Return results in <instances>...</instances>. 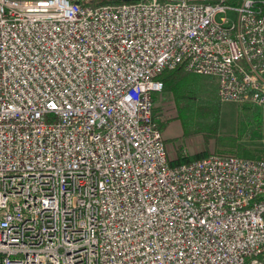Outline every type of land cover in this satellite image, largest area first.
I'll return each instance as SVG.
<instances>
[{"label":"built area","instance_id":"1","mask_svg":"<svg viewBox=\"0 0 264 264\" xmlns=\"http://www.w3.org/2000/svg\"><path fill=\"white\" fill-rule=\"evenodd\" d=\"M264 105V0H0V264H264V159L169 162L166 69Z\"/></svg>","mask_w":264,"mask_h":264},{"label":"rangeland","instance_id":"2","mask_svg":"<svg viewBox=\"0 0 264 264\" xmlns=\"http://www.w3.org/2000/svg\"><path fill=\"white\" fill-rule=\"evenodd\" d=\"M216 89L214 77L189 72L174 98L170 92L152 93L153 107L156 104L155 109L160 112L155 121L163 124V134L170 136L164 142L168 154H173L179 147L180 161L195 159L200 150L206 154L208 151L229 153L239 148L240 153L243 149L251 155H264V105L220 101ZM174 99L179 106L177 112ZM187 105H196L197 109L206 106L211 113L218 109V113L216 117L198 111L193 114L191 109L186 108ZM191 119L193 126L203 127L209 122H216L215 135H209L206 140L201 133L182 136L181 130L173 123L180 125L182 121L188 124Z\"/></svg>","mask_w":264,"mask_h":264},{"label":"trees","instance_id":"3","mask_svg":"<svg viewBox=\"0 0 264 264\" xmlns=\"http://www.w3.org/2000/svg\"><path fill=\"white\" fill-rule=\"evenodd\" d=\"M126 2H131V1H126ZM100 3L116 4V3H124V1L100 0ZM188 73L189 72L185 71L182 67H176L175 69H172V70H168V69L164 70L158 76V78L162 81V91L172 93L173 98H174L175 93L178 91L181 82H183V80H185ZM151 100H152V96H151ZM174 102H175L176 112H177V109L179 108V106L177 105L175 99H174ZM186 108L191 109L192 111H190V112H192L193 114H195V112L198 111L199 113H206L207 115H211L212 117H216L217 113H218V109L213 110L214 113H211L210 111L207 110L206 106L197 109L196 105H194V106L187 105ZM155 116H156V109H155V107H153L152 108L153 119H155ZM157 128L160 131H162L163 124H161V123L157 124ZM180 128H181V135L184 137H188V136H192V135H196V134L201 133L203 139L206 140L207 138H209L208 137L209 135H211V136L215 135V133H216L215 132L216 131V122H214V121L209 122L208 124H206L203 127L199 126V125L193 126V119H191L188 124L181 121ZM175 151L177 154L176 163L188 161V160L180 161L179 156H178L179 147L177 149H175ZM197 153L198 154L196 155L195 159L201 158L204 155H206V153L204 151H201V150L198 151ZM230 153L239 154L240 156L248 157V158L264 159V155H258V156L257 155H251L249 152L243 151V149H242V153H240L239 148H235L234 150L230 151Z\"/></svg>","mask_w":264,"mask_h":264},{"label":"crops","instance_id":"4","mask_svg":"<svg viewBox=\"0 0 264 264\" xmlns=\"http://www.w3.org/2000/svg\"><path fill=\"white\" fill-rule=\"evenodd\" d=\"M154 107H156V104H155ZM158 113H160V112L156 111V115H157ZM157 117H158V116H155V119H156ZM155 119H154V121H155ZM155 122H156V121H155ZM171 122H172V121H171ZM157 124H158V123H157ZM173 124H175V126H177L178 130H181V129L179 128L180 125H179L178 122H174ZM163 131H164V127H163L161 133H162V135H163L164 142H165V138H169L170 136L164 135V134H163ZM166 154H167V157H168L169 162L172 163V164H175V163H176V158H177V154H176V152H174L173 154H168V152H167V150H166Z\"/></svg>","mask_w":264,"mask_h":264},{"label":"water","instance_id":"5","mask_svg":"<svg viewBox=\"0 0 264 264\" xmlns=\"http://www.w3.org/2000/svg\"><path fill=\"white\" fill-rule=\"evenodd\" d=\"M120 1H124V2H126V1H136V0H120Z\"/></svg>","mask_w":264,"mask_h":264}]
</instances>
